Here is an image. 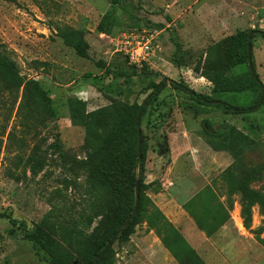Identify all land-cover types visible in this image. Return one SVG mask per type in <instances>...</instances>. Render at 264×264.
<instances>
[{
  "label": "rangeland",
  "instance_id": "374dc122",
  "mask_svg": "<svg viewBox=\"0 0 264 264\" xmlns=\"http://www.w3.org/2000/svg\"><path fill=\"white\" fill-rule=\"evenodd\" d=\"M111 7L110 0H0V41L20 74L36 80L53 106L44 123L24 128L16 110L9 116L10 103L0 94V264H51L50 254L28 237L39 226L50 234L58 256L76 264L82 236L91 235L100 220L94 218L98 197L89 174L97 165L94 140L104 134L110 115L94 116L86 129L81 118L72 123L69 100L84 103L86 115L140 105L149 82L163 78L234 107L263 103L231 114L199 105L170 85L162 89L141 118L147 143L144 195L149 210L160 211L196 258L176 237L172 243L180 259L174 258L162 241L167 228L142 217L99 264H264V90L252 85L213 93V84L201 75L206 57L221 55V41L264 31V0H120L117 25L99 33L97 24ZM67 27L82 33L86 58L58 35ZM146 41L150 55L132 61L126 50ZM251 53L264 87V37L252 38ZM247 63L226 75L245 73ZM141 72L156 76L140 79ZM126 76L131 83H124ZM204 120L212 130L235 127L242 135L240 154L212 148ZM191 200L204 229L184 208ZM207 214L216 215L220 225Z\"/></svg>",
  "mask_w": 264,
  "mask_h": 264
},
{
  "label": "trees",
  "instance_id": "16d2710c",
  "mask_svg": "<svg viewBox=\"0 0 264 264\" xmlns=\"http://www.w3.org/2000/svg\"><path fill=\"white\" fill-rule=\"evenodd\" d=\"M111 9L105 12L97 24L99 33H110L112 27L117 25L115 6L120 4V0H110ZM123 14L132 17L129 8H123ZM251 39L248 40L249 33H238L220 42L222 53L216 58L206 57L201 70V75L213 84V93L224 92H242L250 86L255 85L264 90L263 84L260 82L255 72L254 63L252 61V53H247L248 42L252 46V38L260 35L264 37V31H251ZM58 35L63 39L66 45L71 46L79 57L86 58L88 44L83 38L82 33L73 31L70 28L58 30ZM244 46L245 52L242 54L241 48ZM251 58V70H248L238 76L228 77L226 72L229 69L248 61ZM248 64V63H247ZM119 75H124L119 72ZM156 76L149 72H141L138 77L147 79ZM124 83H131L129 77H125ZM167 85L175 89L184 91L190 99L199 105L213 106L223 109L231 114H243L251 111L255 106H260L263 102L258 101L252 108L234 107L230 104L214 99L210 96L196 93L181 82L163 78L159 82H149L148 88L150 93L140 105L120 104L113 107H104L97 112L85 114L84 103L76 100H69V106L72 112V123L76 124L78 118H81L83 125L86 127L94 123L96 115H110L108 121L103 123L102 130L104 134L98 136L94 140L92 158L97 165L89 174V182L93 187V192L98 197L96 209L94 210V218L100 217L99 222L94 227L91 235L82 236L81 247L78 250V257L73 258L76 264H99L109 251L112 244L117 239H125L132 230V226L139 222L142 217L150 220L161 222L163 228H167L168 235L162 237L163 244L169 252L176 258L179 255L173 248L172 239L177 238L188 251V253L196 258L184 240L177 234L164 219L160 211L152 206L149 210L151 202L144 195L147 188L145 183L147 143L143 130L141 128V118L145 114L148 106L152 105L156 96ZM262 93V92H261ZM0 94L4 95L10 103V113L16 110V117L20 121L22 127H34L41 125L44 121L53 115L52 99L41 85L33 79L24 78L7 50L6 46L0 41ZM137 119L139 123L137 126ZM98 122H96V125ZM204 128L207 130L209 137L208 143L214 149L233 150L236 155L241 152L240 145L242 140L241 133L232 125L225 124L218 129H211L206 120L203 121ZM138 131L141 133V149L138 152ZM91 134L90 132H88ZM58 145V144H57ZM59 146V145H58ZM39 161H36L38 164ZM33 174L37 173L35 166H31ZM138 187L139 203L135 216L121 230L114 242H111L116 231L121 227L122 223L132 213L135 203V188ZM206 193L213 196L210 188H206ZM195 200H191L184 205L185 210L193 217L197 225L204 229L200 220L191 210ZM208 211V210H206ZM152 212V213H151ZM151 213V214H149ZM209 215V214H207ZM215 225H220L216 215H209ZM152 225V222H149ZM92 224V218H88L87 225ZM154 227V225H152ZM206 231V230H205ZM210 235V232L207 231ZM161 235V234H160ZM28 237L35 241V244L50 254L51 264H73L72 259L64 260L58 256V251L50 234L42 227H38L31 232ZM111 243L105 249L106 245ZM98 259L96 261L95 258Z\"/></svg>",
  "mask_w": 264,
  "mask_h": 264
},
{
  "label": "water",
  "instance_id": "95a60500",
  "mask_svg": "<svg viewBox=\"0 0 264 264\" xmlns=\"http://www.w3.org/2000/svg\"><path fill=\"white\" fill-rule=\"evenodd\" d=\"M251 35L252 33H249L248 35V40L251 39ZM250 50H251V45L250 43L248 42L247 44V53L249 54L250 53ZM248 66L251 70V58L248 57ZM138 123H139V119H137V126H138ZM137 148H138V152H140V149H141V133L140 131H138V144H137ZM138 203H139V193H138V187L136 186L135 188V203H134V208H133V211L132 213L126 218V220L122 223L121 227L116 231V233L114 234V236L112 237L111 239V242H114L117 238V236L120 234L121 230L130 222V220L135 216L136 212H137V207H138ZM111 243H108L105 247V249H107L109 246H110ZM98 259L95 258L94 261H96ZM94 262H91L89 264H93Z\"/></svg>",
  "mask_w": 264,
  "mask_h": 264
},
{
  "label": "built area",
  "instance_id": "2783aa9c",
  "mask_svg": "<svg viewBox=\"0 0 264 264\" xmlns=\"http://www.w3.org/2000/svg\"><path fill=\"white\" fill-rule=\"evenodd\" d=\"M140 44L143 46L140 47ZM151 47H149L148 41L143 43H138L136 47H131L126 50V54L132 61H137L138 59H144L145 56H149L151 53Z\"/></svg>",
  "mask_w": 264,
  "mask_h": 264
}]
</instances>
